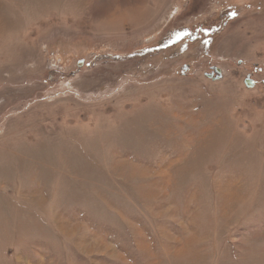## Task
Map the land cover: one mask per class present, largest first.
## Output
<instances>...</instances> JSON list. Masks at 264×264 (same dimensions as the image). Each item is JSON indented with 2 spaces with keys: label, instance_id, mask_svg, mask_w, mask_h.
I'll list each match as a JSON object with an SVG mask.
<instances>
[{
  "label": "rangeland",
  "instance_id": "rangeland-1",
  "mask_svg": "<svg viewBox=\"0 0 264 264\" xmlns=\"http://www.w3.org/2000/svg\"><path fill=\"white\" fill-rule=\"evenodd\" d=\"M0 264H264V0H0Z\"/></svg>",
  "mask_w": 264,
  "mask_h": 264
},
{
  "label": "water",
  "instance_id": "water-1",
  "mask_svg": "<svg viewBox=\"0 0 264 264\" xmlns=\"http://www.w3.org/2000/svg\"><path fill=\"white\" fill-rule=\"evenodd\" d=\"M78 65L80 66L81 63H79ZM249 76H247V78L245 79V85L248 88H250L254 85L252 79H250ZM206 77H208L212 80H218L221 78V70L218 67H211V72L206 73Z\"/></svg>",
  "mask_w": 264,
  "mask_h": 264
},
{
  "label": "crops",
  "instance_id": "crops-1",
  "mask_svg": "<svg viewBox=\"0 0 264 264\" xmlns=\"http://www.w3.org/2000/svg\"><path fill=\"white\" fill-rule=\"evenodd\" d=\"M135 2H137V0H134ZM134 4V2H131V4ZM136 5H137V3H136ZM131 6V5H130ZM120 7H121V2H120ZM119 11V10H118ZM115 18V17H114Z\"/></svg>",
  "mask_w": 264,
  "mask_h": 264
}]
</instances>
